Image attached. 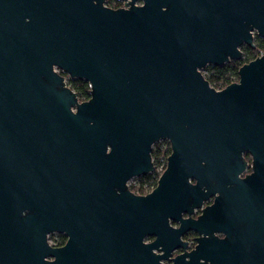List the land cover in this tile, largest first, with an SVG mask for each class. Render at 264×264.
Segmentation results:
<instances>
[{
  "label": "water",
  "instance_id": "water-1",
  "mask_svg": "<svg viewBox=\"0 0 264 264\" xmlns=\"http://www.w3.org/2000/svg\"><path fill=\"white\" fill-rule=\"evenodd\" d=\"M123 1L0 0V264H160L145 234L191 212L197 184L236 179L242 152L264 142V54L222 89L201 72L264 37V0ZM161 140L155 188L131 193Z\"/></svg>",
  "mask_w": 264,
  "mask_h": 264
},
{
  "label": "flooded vegetation",
  "instance_id": "flooded-vegetation-1",
  "mask_svg": "<svg viewBox=\"0 0 264 264\" xmlns=\"http://www.w3.org/2000/svg\"><path fill=\"white\" fill-rule=\"evenodd\" d=\"M104 5L116 9L123 7L124 1L104 0ZM252 35L254 46L243 44L241 50L256 49V41H264V37L256 32ZM241 157L242 166L236 179L197 184L195 178H190V183L197 184V191L203 197L199 199V204L189 213L182 211L178 217H168V227L160 235L156 232L145 234L142 241L152 245L151 252L159 256L160 264H174L180 257L189 260L192 252H195L201 264H244L247 250L264 252V142L257 152L251 147L246 148ZM127 186L131 193L145 195L156 184L147 186L143 192H139L136 186L130 187L128 183ZM185 219L189 221L185 222ZM192 222L197 225L193 226ZM49 237H54L51 243L48 239L52 248L63 247L68 238L61 232H52ZM68 258L77 260L76 255ZM44 259L55 261L56 256L50 254ZM99 260L97 264H103L101 256Z\"/></svg>",
  "mask_w": 264,
  "mask_h": 264
},
{
  "label": "trees",
  "instance_id": "trees-1",
  "mask_svg": "<svg viewBox=\"0 0 264 264\" xmlns=\"http://www.w3.org/2000/svg\"><path fill=\"white\" fill-rule=\"evenodd\" d=\"M262 53H264V41L257 40L256 49L242 48V57L239 61H230L222 66H210L208 73L204 77L209 81L212 87L215 89H222L228 84L237 81L238 68L240 65ZM66 84L77 93L79 100H87L89 98V84L86 81L66 78ZM169 153L170 146L167 141L163 143L158 141L155 143L151 149L154 168L162 165L164 169L166 158ZM161 172L154 170L147 175L139 177V184L136 186V189L139 192H143L147 186L156 184Z\"/></svg>",
  "mask_w": 264,
  "mask_h": 264
},
{
  "label": "rangeland",
  "instance_id": "rangeland-1",
  "mask_svg": "<svg viewBox=\"0 0 264 264\" xmlns=\"http://www.w3.org/2000/svg\"><path fill=\"white\" fill-rule=\"evenodd\" d=\"M209 67H210V66L207 65L205 68H203V69L201 70V72H202V74H203L204 76L208 73V71H209ZM164 141H166V140H161L162 143H163ZM159 142H160V141H159ZM155 170H156L157 172H161V171L163 170L162 165H159L158 167H156ZM138 184H139V177H134V178L130 179L129 182H128V185H129L130 187L137 186ZM53 238H54V237H53ZM53 238H52V237H49V238H48L50 243L54 241Z\"/></svg>",
  "mask_w": 264,
  "mask_h": 264
},
{
  "label": "built area",
  "instance_id": "built-area-1",
  "mask_svg": "<svg viewBox=\"0 0 264 264\" xmlns=\"http://www.w3.org/2000/svg\"><path fill=\"white\" fill-rule=\"evenodd\" d=\"M154 170H155V168H154Z\"/></svg>",
  "mask_w": 264,
  "mask_h": 264
}]
</instances>
